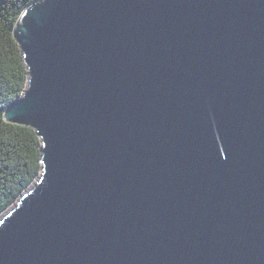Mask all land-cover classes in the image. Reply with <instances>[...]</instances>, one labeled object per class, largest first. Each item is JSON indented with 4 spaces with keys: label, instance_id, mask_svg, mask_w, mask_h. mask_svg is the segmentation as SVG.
Returning <instances> with one entry per match:
<instances>
[{
    "label": "water",
    "instance_id": "water-1",
    "mask_svg": "<svg viewBox=\"0 0 264 264\" xmlns=\"http://www.w3.org/2000/svg\"><path fill=\"white\" fill-rule=\"evenodd\" d=\"M12 35L41 172L0 264H264V0H36Z\"/></svg>",
    "mask_w": 264,
    "mask_h": 264
},
{
    "label": "trees",
    "instance_id": "trees-1",
    "mask_svg": "<svg viewBox=\"0 0 264 264\" xmlns=\"http://www.w3.org/2000/svg\"><path fill=\"white\" fill-rule=\"evenodd\" d=\"M36 0H0V215L39 176L40 139L30 127L7 123L3 112L27 83V71L12 30L21 12Z\"/></svg>",
    "mask_w": 264,
    "mask_h": 264
}]
</instances>
